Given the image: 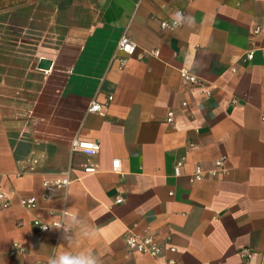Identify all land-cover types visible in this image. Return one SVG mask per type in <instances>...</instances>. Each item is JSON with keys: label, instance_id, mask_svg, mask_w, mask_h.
Here are the masks:
<instances>
[{"label": "crops", "instance_id": "crops-1", "mask_svg": "<svg viewBox=\"0 0 264 264\" xmlns=\"http://www.w3.org/2000/svg\"><path fill=\"white\" fill-rule=\"evenodd\" d=\"M177 10L196 23L163 27ZM125 34L138 49L121 67ZM77 138L99 153L74 151ZM66 172L69 190L45 199L44 181ZM0 192L13 202L0 264H46L60 244L102 264H264V0H0ZM66 208L98 235L69 246L51 226L39 240L34 221ZM130 234L178 251L131 252Z\"/></svg>", "mask_w": 264, "mask_h": 264}, {"label": "built area", "instance_id": "built-area-1", "mask_svg": "<svg viewBox=\"0 0 264 264\" xmlns=\"http://www.w3.org/2000/svg\"><path fill=\"white\" fill-rule=\"evenodd\" d=\"M182 13H184L182 10H178ZM183 23V22H182ZM162 26L166 28H177L179 26L173 24V21L169 20H163ZM257 33L260 32V28L256 30ZM138 45L135 41H133L127 34H125L117 47L115 59L120 62V66L124 67L129 59L137 54ZM160 51L157 49L150 50V51H143L138 54V57L141 60L146 59L148 56H159ZM249 58L253 57V54L251 53L248 55ZM182 77L185 81L196 84L199 83V79L193 75L191 72H189L187 69L182 70ZM113 97H110V100H112ZM104 109V105L94 100L90 106V111H96V112H102ZM174 120V113L170 112L168 117V122H173ZM73 150L82 151L85 154L89 156H95L99 153L101 145L98 141H85L81 140L79 138L75 139L73 141ZM223 164L222 160L217 161V165L221 166ZM182 162H179L176 168L177 174L180 175L182 172ZM113 168L114 170H119L121 168V160L116 159L113 162ZM84 170L87 173H94L98 171V168L93 165L84 164ZM202 169L198 168L197 172L191 177V181L195 182L202 178ZM73 180L69 172H66L65 174H62L58 177L47 179L44 181V187H45V194L44 198L49 199L55 192L57 191H65L67 192L72 184ZM173 194V193H172ZM125 201V198L121 195L117 197V203H122ZM21 205L27 209H35L39 206V198L32 196V197H25L22 198L20 201ZM13 205L12 199L8 197L5 193L0 192V210H6L11 208ZM62 219V218H61ZM59 221V220H58ZM57 222V221H55ZM54 223V222H53ZM34 224L39 228L40 235L38 236V239H42V234L50 229L51 226L48 228H45L46 225H51L49 223H44L40 220H35ZM126 245L129 251L141 253L145 255H149L153 258H158L163 254V252L168 249L172 253H176L178 250L175 246L170 245H163L161 244L154 235L152 234H146V235H136V234H130L126 237ZM24 249L17 246L16 250L14 252H22ZM172 263H174V260H171ZM47 264V263H46Z\"/></svg>", "mask_w": 264, "mask_h": 264}, {"label": "clouds", "instance_id": "clouds-1", "mask_svg": "<svg viewBox=\"0 0 264 264\" xmlns=\"http://www.w3.org/2000/svg\"><path fill=\"white\" fill-rule=\"evenodd\" d=\"M170 18L172 19L173 24L177 26H181L185 18L189 19L193 24L196 23L194 17L185 15L178 10L171 12ZM67 197L68 196L64 198L65 202L67 201ZM69 208L65 209L62 219L52 223L51 225H46L45 228L52 226L55 229H61V239L66 241L69 246L75 243L78 236L94 239L98 235L97 230L93 227L87 231H83L81 229L80 215L76 212L68 210ZM57 247L58 250L48 258L47 264H102L101 257L98 256L91 248L73 252L64 248L62 244Z\"/></svg>", "mask_w": 264, "mask_h": 264}]
</instances>
